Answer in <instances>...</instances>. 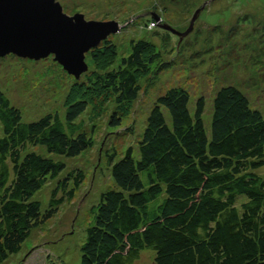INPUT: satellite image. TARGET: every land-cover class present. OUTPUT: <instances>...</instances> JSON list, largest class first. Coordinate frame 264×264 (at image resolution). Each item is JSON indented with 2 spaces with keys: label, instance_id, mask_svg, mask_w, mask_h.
<instances>
[{
  "label": "trees",
  "instance_id": "1",
  "mask_svg": "<svg viewBox=\"0 0 264 264\" xmlns=\"http://www.w3.org/2000/svg\"><path fill=\"white\" fill-rule=\"evenodd\" d=\"M129 48L114 69L91 71L86 85H72L62 118L46 113L22 121L0 91V263L52 216L62 199L54 197L58 189L66 198L72 195V188L65 190L69 178L59 180L49 208L40 212L30 197L64 163L34 146L63 158L90 147L91 139L75 121L87 99L103 91L120 107L131 102L138 79L159 58L145 40H131ZM89 54L105 61L102 69L116 56L106 39ZM203 102L195 99L190 111L187 92L168 88L146 116L136 154L128 146L116 161L109 155L114 188L90 206L78 264H130L142 249L153 252L154 264H264V177L254 172L264 156V119L244 93L225 85L212 96L206 131ZM109 124L117 126L118 118L111 116ZM82 177L78 170L73 185Z\"/></svg>",
  "mask_w": 264,
  "mask_h": 264
},
{
  "label": "rangeland",
  "instance_id": "2",
  "mask_svg": "<svg viewBox=\"0 0 264 264\" xmlns=\"http://www.w3.org/2000/svg\"><path fill=\"white\" fill-rule=\"evenodd\" d=\"M53 1L67 16L80 14L86 21L115 22L118 30L105 39L114 45L116 56L102 69L105 61L98 63L85 52L86 69L78 77L68 74L52 53L38 59L11 52L0 56V91L19 110L22 121L46 113L62 118L64 98L72 85H86L91 71L117 67L129 53L131 40L151 43L159 58L138 79L139 90L131 102L120 107L103 91L87 99L85 110L75 121L81 122V129L91 139L90 147L73 158H63L34 146L44 157L64 163L62 171L46 178L30 197L39 202L40 212L49 208L51 191L59 180L69 178L65 190L72 188V195L66 198L58 189L54 197L62 199L52 216L32 228L19 249L0 264H78L79 247L92 219L90 206L97 203L101 192L114 188L109 155L116 161L128 146L136 154L146 116L155 98L168 88L181 87L187 92L190 111L195 99L203 98L206 131L212 96L225 85L244 93L264 119V0ZM111 116L118 118L117 126L109 124ZM78 170L83 177L74 186L71 178ZM254 172L264 177V156ZM153 255L142 249L130 264H154Z\"/></svg>",
  "mask_w": 264,
  "mask_h": 264
},
{
  "label": "water",
  "instance_id": "3",
  "mask_svg": "<svg viewBox=\"0 0 264 264\" xmlns=\"http://www.w3.org/2000/svg\"><path fill=\"white\" fill-rule=\"evenodd\" d=\"M117 30L112 21L67 16L53 0H0V56L38 59L52 53L74 77L86 69L84 53Z\"/></svg>",
  "mask_w": 264,
  "mask_h": 264
}]
</instances>
